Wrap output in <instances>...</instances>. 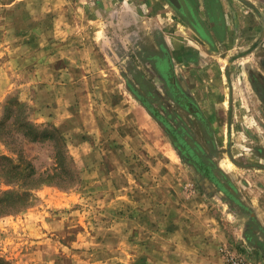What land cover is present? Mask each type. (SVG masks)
<instances>
[{
	"label": "rangeland",
	"instance_id": "rangeland-1",
	"mask_svg": "<svg viewBox=\"0 0 264 264\" xmlns=\"http://www.w3.org/2000/svg\"><path fill=\"white\" fill-rule=\"evenodd\" d=\"M218 1L226 27L210 47L166 0H0V155L22 154L37 176L76 179L42 184L32 205L0 217L1 255L14 264H194L192 251L209 244L224 264H264V248L245 235L258 230L264 242V100L251 81L264 61V0ZM193 3L205 14L204 0ZM158 36L201 54L178 61L177 72L212 121V159L244 207L196 177L130 89L138 66L146 84L160 83L141 55ZM41 84L69 110L64 169H55L52 141H29L17 126L29 115L58 135L24 98ZM17 188L0 177V190Z\"/></svg>",
	"mask_w": 264,
	"mask_h": 264
},
{
	"label": "flooded vegetation",
	"instance_id": "flooded-vegetation-1",
	"mask_svg": "<svg viewBox=\"0 0 264 264\" xmlns=\"http://www.w3.org/2000/svg\"><path fill=\"white\" fill-rule=\"evenodd\" d=\"M166 1L188 24L197 44L213 47V35L220 36L226 27L225 13L218 0H204L205 14L196 7L193 0ZM174 43L176 47L166 37L158 36L154 47L151 46V49L141 53L146 69L159 80L158 85L151 81L146 84L140 78L142 72L138 66L134 74L137 83L130 84L129 87L147 104L196 177L207 185L216 186L230 202L244 207L239 188L222 165L219 166L212 159L211 153L218 148L212 121L200 106L186 79L177 72L178 61L187 56L192 61H197L201 54L195 53L188 43ZM261 66L259 80L254 74L251 81L260 98L264 100V61ZM196 135H201L204 143L210 145V151ZM253 230L250 228L246 231L251 233L250 240L257 239L256 245L264 248V242L258 239V230Z\"/></svg>",
	"mask_w": 264,
	"mask_h": 264
},
{
	"label": "trees",
	"instance_id": "trees-1",
	"mask_svg": "<svg viewBox=\"0 0 264 264\" xmlns=\"http://www.w3.org/2000/svg\"><path fill=\"white\" fill-rule=\"evenodd\" d=\"M137 98L153 116V113L147 104L142 101L140 97ZM11 100L16 101L20 108L26 107L29 111L31 110L28 103L20 101L14 97H12ZM17 126L24 129L23 136L29 141L40 142L49 140L53 142L54 146L57 147L55 152V169H57V166L59 167V165H61L62 169H64V164L62 162L64 157L68 156L72 159V156L69 154L67 141L60 132L59 128L55 125L50 126L53 129V132H57L58 135L48 131L43 133L41 125L30 119L29 115H26V117L20 118ZM19 155L20 156L16 162L8 155H0V177L8 183H15L18 185L17 189L0 190V217L6 214L21 211L32 205L36 199L35 190L42 184L55 183L61 186H68L76 181L74 178H67L64 179V181L63 179L56 180V172H49L37 176V170L34 164L31 161L25 160L22 154ZM70 172L71 171L69 169L66 170V173ZM20 189L23 190L21 191ZM246 237L251 239V233L247 232ZM0 264L14 263L0 254Z\"/></svg>",
	"mask_w": 264,
	"mask_h": 264
},
{
	"label": "crops",
	"instance_id": "crops-1",
	"mask_svg": "<svg viewBox=\"0 0 264 264\" xmlns=\"http://www.w3.org/2000/svg\"><path fill=\"white\" fill-rule=\"evenodd\" d=\"M36 80H39V76L36 75L35 78L32 81L29 82H36ZM11 84L4 81L5 85L3 86L1 84L3 91H9L12 88L13 80L8 81ZM53 88V87H52ZM54 89H51L50 84H41L40 88L36 93H34L33 96L29 97L27 94L24 95V98L30 102V105L34 109V114L36 116V120L41 122H52L55 124L59 130L62 132L63 135H71L70 129L67 125V119L69 115H67V119H63L65 116V113H69L68 108L66 105H63V103L59 100H57V96L59 93H56V91H53ZM25 92V91H24ZM60 105V106H59ZM59 106V109L57 108ZM61 109V110H60ZM6 151V148L3 144V142L0 141V154L4 153ZM198 248L195 249L194 253H196V259L194 264H224V260L219 258L217 253V247H214L213 245L210 246L209 244H204L203 246L197 245ZM200 246V247H199ZM216 248V249H215ZM215 250V251H214ZM215 253V259L213 258L212 253ZM199 252H201L199 254ZM182 264H187V262L183 261Z\"/></svg>",
	"mask_w": 264,
	"mask_h": 264
},
{
	"label": "built area",
	"instance_id": "built-area-1",
	"mask_svg": "<svg viewBox=\"0 0 264 264\" xmlns=\"http://www.w3.org/2000/svg\"><path fill=\"white\" fill-rule=\"evenodd\" d=\"M227 261L230 263V264H244V259L242 258H234L232 256H229L227 258Z\"/></svg>",
	"mask_w": 264,
	"mask_h": 264
}]
</instances>
